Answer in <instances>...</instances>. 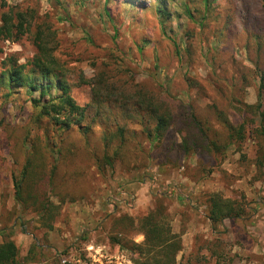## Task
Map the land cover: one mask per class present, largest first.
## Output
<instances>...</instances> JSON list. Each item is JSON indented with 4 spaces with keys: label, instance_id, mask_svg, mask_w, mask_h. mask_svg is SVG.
Segmentation results:
<instances>
[{
    "label": "rangeland",
    "instance_id": "rangeland-1",
    "mask_svg": "<svg viewBox=\"0 0 264 264\" xmlns=\"http://www.w3.org/2000/svg\"><path fill=\"white\" fill-rule=\"evenodd\" d=\"M126 1L0 0V19L7 11L35 16L21 39L0 41V75L9 59L21 65L41 57V45L92 125L84 137L36 122L30 97L38 94L20 89L7 96L0 86V244L14 243L17 264H133L136 255L109 238L127 234L142 243L134 226L160 209L180 242L176 264H264V172L255 167V143L245 141L239 152L231 145L206 162L166 153L150 147L142 133L145 109L118 100L147 88L175 111L192 108L216 139L228 143L209 98L190 81L208 80L240 94L237 78L256 70L257 41L264 40L262 34L254 38L264 23V0H137L139 8L125 10ZM156 3L166 11L163 26ZM257 86L255 79L243 88L245 103L256 102ZM118 126L126 128V145L112 167L98 166L104 134ZM33 154L49 156L57 167L51 229L14 199L13 177ZM211 193L237 201L245 215L213 228L205 217Z\"/></svg>",
    "mask_w": 264,
    "mask_h": 264
},
{
    "label": "trees",
    "instance_id": "trees-1",
    "mask_svg": "<svg viewBox=\"0 0 264 264\" xmlns=\"http://www.w3.org/2000/svg\"><path fill=\"white\" fill-rule=\"evenodd\" d=\"M125 10L139 8L137 0L126 1ZM141 8V7H140ZM157 17L161 26L164 24L165 8L156 3ZM109 16V15H108ZM35 16L29 11H7L0 19V41H17L29 33ZM258 38L264 36V23L258 26ZM258 40V39H257ZM262 40V39H261ZM256 70L241 73L238 79L239 95L227 94L220 84L210 85L208 80L188 79L190 85L196 88L198 94L209 98L208 109L212 112L216 123L226 134L228 143L216 139L211 134L209 123H203L192 108L179 106L176 111L166 98L149 91L147 88H137L131 97L122 96L118 100L133 101L136 111L145 109L148 119L140 121L143 124L142 133L147 137L149 146H157L166 153L196 155L206 162L222 155L231 145L241 151L247 140H252L256 146L255 167L264 172V40L257 41ZM41 57H35L26 64L19 65L9 59L8 66L0 75V86L7 90V96L20 94L23 89L30 97L34 109V120H45L60 132L77 130L87 137L92 125L88 124L86 107L79 106L70 95V86L55 70V62L51 61L48 51L39 45ZM28 66H30L28 68ZM257 79L256 102L247 104L243 100V88L251 86ZM231 92H234L233 90ZM128 103V102H127ZM127 107V106H126ZM140 108V109H139ZM126 128L118 126L114 132L106 131L103 139L104 154L96 158L98 166H113V161L126 145ZM114 140L119 141L114 146ZM49 144V143H47ZM58 155L62 150L58 148ZM49 156L38 159L34 154L27 157L18 176L13 177L14 199L23 210L34 211L42 224L52 228L54 207L50 196L55 190V165H49ZM160 167V163H158ZM40 189V190H38ZM166 196V193H162ZM205 217L214 228L225 220H237L245 215V208L235 200L223 198L219 193H211L206 201ZM134 232L143 236V242L137 244L127 234L111 236L109 241L120 251L135 254L133 264H176V256L181 251L180 242L171 233L166 217L160 209L149 211L138 220ZM85 235V233H83ZM81 240H84L83 237ZM38 248V247H37ZM18 251L13 242L0 244V264H17Z\"/></svg>",
    "mask_w": 264,
    "mask_h": 264
}]
</instances>
